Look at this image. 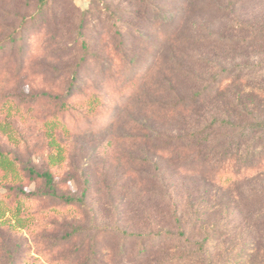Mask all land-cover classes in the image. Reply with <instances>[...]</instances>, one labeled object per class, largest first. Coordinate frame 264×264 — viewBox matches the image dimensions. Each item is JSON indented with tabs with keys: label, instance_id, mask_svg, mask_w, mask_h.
Segmentation results:
<instances>
[{
	"label": "rangeland",
	"instance_id": "rangeland-1",
	"mask_svg": "<svg viewBox=\"0 0 264 264\" xmlns=\"http://www.w3.org/2000/svg\"><path fill=\"white\" fill-rule=\"evenodd\" d=\"M146 2L147 10L137 14L129 0H0V43L29 25L21 41L0 51V161L8 166L0 167V264H204L202 260L210 259L198 247L206 240L214 264H260L264 259V242L254 240L242 223V205L235 208L234 193H216L205 173L188 170L177 158L154 150V144L177 134L170 127L174 121H157L145 130L146 111L134 104L120 111L114 123L95 129L93 118H85L84 98L76 96L62 112L67 129L42 126L58 110L55 101L68 98L73 68L89 89L102 86L103 70L93 62L100 55L108 58L103 37H109L114 22L126 31L138 60L134 68L141 75L154 59L145 39L160 40L175 25H155L158 18L153 17L177 7L184 39L207 55L206 67L214 66L198 72L203 83L224 67L249 71L264 64V38L257 39L264 35V0ZM183 2L182 8L177 6ZM231 4L241 27L232 36L223 12ZM42 8L56 14L53 24L39 25ZM93 17L100 19L96 24L101 35L80 29ZM196 25L202 32L194 31ZM83 33L94 54L83 50ZM226 37L238 42V53H230ZM22 45L29 58L17 60ZM249 78L253 86L260 83L257 76ZM188 81L184 79V88ZM105 91V107L113 108L118 93ZM5 98L18 99L26 109L32 106L39 121L29 120L27 113L24 118L7 115L1 109ZM29 167L49 171L60 195H86L84 203L66 204ZM262 183L257 177L238 187L246 191Z\"/></svg>",
	"mask_w": 264,
	"mask_h": 264
},
{
	"label": "trees",
	"instance_id": "trees-1",
	"mask_svg": "<svg viewBox=\"0 0 264 264\" xmlns=\"http://www.w3.org/2000/svg\"><path fill=\"white\" fill-rule=\"evenodd\" d=\"M129 1L135 2L136 8L133 6L137 14L145 12L149 7L147 0ZM184 3H179L177 6L182 8ZM234 5H229L228 9L223 11L225 15L228 14V21L231 22L226 26V30L231 36L233 32L241 30L238 16L233 10ZM40 10L37 15L40 26H48L56 21L55 13L51 15L48 10L43 8ZM162 14L159 13L153 17V19L158 18L155 25L161 23L165 26L173 23L175 25L160 40L149 42V37L145 39V45H150L147 52H152L154 55L152 66L148 71L141 75L140 71L134 68L138 60L136 61L134 53L131 52L132 48L126 31L116 27L114 22V29L109 37H103L102 46L106 49L108 58L101 59L102 55H100L96 57L97 61H92L94 64H100L99 68L103 70L100 74L103 77L102 86L89 89L88 84L86 85L80 79L77 68H73L72 81L66 93L68 98L55 101L58 110L47 116L43 120L42 126L52 130L67 129L68 126L62 112H66L69 107V98L76 96L84 98L85 103L84 101L83 103L88 115L85 118H93L95 129L114 123L120 111L134 104L142 106V109L146 111L145 119L148 122L144 124L145 130V127L154 128L157 121L169 125L174 121L170 127L177 134L167 137L163 143L154 144V150L161 155L177 158L183 165L188 166V170L205 173L207 180L210 181L208 183L214 184L216 187V193H222L223 190L234 193L235 208L239 209V205H242V210H238L240 213L238 215H241L240 218L242 217V223L252 231L254 240L264 242V64H258L249 71H246L245 67H224L220 73L212 74L211 81L203 83L200 76L202 73L198 72L214 68L210 63H207V67L205 66V59L209 61L210 59L204 52H200L194 47L197 44L193 45L191 41L184 39L186 29L182 27V22H179L180 10L178 7L175 11L168 13L164 11ZM96 22H100V19L93 17L86 27H82L83 21L80 29L94 30L101 35L102 29L97 30ZM39 25H36L35 28L40 27ZM27 29H29V25L22 30L15 31L9 37L8 43H0V51L4 52L9 44L15 45L19 40L21 41L20 37ZM202 30L203 27L199 25L194 27V31L197 33ZM138 32L143 35L142 31ZM81 37L85 53L94 54V51L90 52L92 42L88 43L84 33ZM259 37L257 39L260 42L264 35L259 34ZM226 39L229 40L230 53H238V42L233 40V37H226ZM202 45L199 44V46ZM21 49L22 53L19 55L21 59L16 56L17 60L29 58L28 53L23 51V45ZM249 75L257 76L260 83L254 86L249 84L252 81ZM186 78L189 81L184 88L183 81ZM107 88L118 93V97L114 98L116 103L112 104L113 108L105 107L107 101L104 94ZM39 101L32 102V105H37ZM1 109L11 117L24 118L27 115L29 120L39 121L32 114V106L26 109L24 103H20L18 99L5 98ZM25 113L27 114L24 116ZM6 164L2 159L0 161L1 169L8 168ZM29 172L45 179L52 194L66 204L84 203L86 195L77 198L58 194L53 176L49 171L39 173L29 167ZM257 177L263 181L261 187L257 189L250 187L251 189L246 191L238 187L244 183H253ZM19 190L25 197L29 195L24 189L19 188ZM129 236L141 237L136 234ZM157 236L160 237V234ZM205 244L208 246V240L204 244H200V247L204 249L198 247V251L202 250V255L208 256L210 263L205 260L202 262L214 264V261L211 260V252L208 251ZM253 250L251 248V252ZM260 264H264V259Z\"/></svg>",
	"mask_w": 264,
	"mask_h": 264
}]
</instances>
